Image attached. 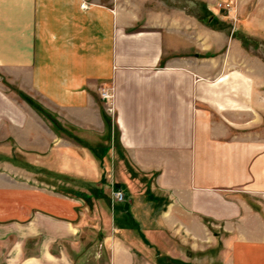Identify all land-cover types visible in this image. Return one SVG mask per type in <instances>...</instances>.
<instances>
[{"label": "crops", "instance_id": "0c3cea01", "mask_svg": "<svg viewBox=\"0 0 264 264\" xmlns=\"http://www.w3.org/2000/svg\"><path fill=\"white\" fill-rule=\"evenodd\" d=\"M236 29L264 37V0H0V264H264V75Z\"/></svg>", "mask_w": 264, "mask_h": 264}, {"label": "rangeland", "instance_id": "374dc122", "mask_svg": "<svg viewBox=\"0 0 264 264\" xmlns=\"http://www.w3.org/2000/svg\"><path fill=\"white\" fill-rule=\"evenodd\" d=\"M237 9V5L233 7V11H235ZM250 9V8H249ZM254 7L251 8V10H253ZM221 12H227L223 9H221ZM236 12V11H235ZM238 20H236L235 18H232L231 19V23H228V24H223V26H219V27H224V29H227V30H230L231 28L235 27L238 25ZM230 27V29H229ZM237 28V27H236ZM237 33H235V37L239 38L243 44V46L245 48L248 49V53L251 54L252 56L255 57V59L257 60V64L256 65H251L250 68H247V70H252V73L251 74H256L257 76L258 75H264V72L262 73V70L261 68L264 70V37L262 35H256V36H247L245 37L244 35H240V33L238 32V29H236ZM260 64H263V65H260ZM5 85V84H4ZM7 88H9L10 91H12L13 89V94L15 96H17V98L19 100H23V97H25L24 94H22L21 92L17 91L14 87H10L8 86V84H6ZM112 94V92H111ZM112 98H113V94H112ZM37 103V101H36ZM39 122L42 123V122H46L40 115H39ZM86 141V140H84ZM86 145L91 147V146H94L95 145V140H87L86 141ZM92 149H94L93 147H91ZM111 174L110 172L109 173H106V171H104L103 173V178H104V181L105 183H103V187H105V190L107 191L108 194H110V200H112V202H114L115 204H120V203H125L126 202V197L123 193V191L119 190V189H116L114 187V184L112 183V179H111ZM20 180H24V182L27 180L25 179H20ZM44 182L47 181V179L43 178L42 179ZM29 182L32 183V185H36L35 183L36 182H32L31 180H27ZM8 185H10L9 181H8ZM40 188H47V186L45 184H38ZM115 191H120L122 194H123V200L122 201H116L113 199V195H112V192H115ZM110 192V193H109ZM89 228V227H88ZM89 233V232H88ZM216 249L219 250L220 249V243H218V245H216ZM104 253V257L105 256V252ZM93 258V254L91 256V259L92 260ZM216 261V258L214 259V262ZM213 262V259L212 258H207L206 256H204L203 254L199 255V258H198V264H212Z\"/></svg>", "mask_w": 264, "mask_h": 264}, {"label": "built area", "instance_id": "2783aa9c", "mask_svg": "<svg viewBox=\"0 0 264 264\" xmlns=\"http://www.w3.org/2000/svg\"><path fill=\"white\" fill-rule=\"evenodd\" d=\"M224 8L227 11L231 10V7H230L229 4H226ZM100 96L106 102H109L112 99V94L109 93L108 91H105V90L101 91ZM112 195H113V199L116 200V201H122L123 200V194L120 191L112 192Z\"/></svg>", "mask_w": 264, "mask_h": 264}, {"label": "trees", "instance_id": "16d2710c", "mask_svg": "<svg viewBox=\"0 0 264 264\" xmlns=\"http://www.w3.org/2000/svg\"><path fill=\"white\" fill-rule=\"evenodd\" d=\"M25 98V97H24ZM27 100V102L32 105V107H34L41 115H43L46 119H48L49 121H51L52 124H54V121L52 120V118H50V115L44 111L40 106H37L36 104H34L31 100H29L28 98H25ZM54 127H57L56 124L54 125ZM120 186V184H115L114 187L117 189ZM78 196V195H77ZM82 197L84 195H81ZM86 197V196H84Z\"/></svg>", "mask_w": 264, "mask_h": 264}]
</instances>
